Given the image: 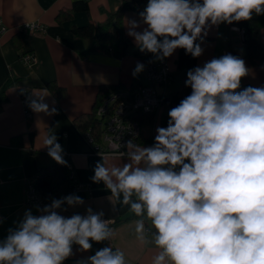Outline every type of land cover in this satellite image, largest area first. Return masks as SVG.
<instances>
[{
	"label": "clouds",
	"instance_id": "obj_1",
	"mask_svg": "<svg viewBox=\"0 0 264 264\" xmlns=\"http://www.w3.org/2000/svg\"><path fill=\"white\" fill-rule=\"evenodd\" d=\"M261 15L264 0H147L125 27L153 63L178 49L199 58L211 29ZM145 67L138 61L132 76ZM249 72L230 53L188 70L191 93L168 111L167 126L156 128L153 144L114 142L122 164L108 166L107 155L95 163L90 179L110 193L112 211L113 201L127 207L138 218L137 240L158 249L152 264H264V86L237 91ZM26 95L33 112L57 113L46 103L47 90ZM44 145L49 157L68 166L54 132ZM83 205L73 193L37 205L38 215L25 210L0 240V264H64L74 245L87 252L93 243L110 241L115 219H105L103 210L89 206L83 215L62 214ZM76 264L127 262L109 244Z\"/></svg>",
	"mask_w": 264,
	"mask_h": 264
},
{
	"label": "crops",
	"instance_id": "obj_2",
	"mask_svg": "<svg viewBox=\"0 0 264 264\" xmlns=\"http://www.w3.org/2000/svg\"><path fill=\"white\" fill-rule=\"evenodd\" d=\"M76 1L79 0H0V20L8 27L0 34V90L11 83L6 90L8 100L0 106V240L6 238L7 230L15 228L25 210L31 209L34 215L39 214L36 206L28 204L27 191L40 166L56 163L44 147L46 136L54 132L64 154L72 161L71 174L83 185L73 193L85 201V205L70 208L62 214L83 215L89 206L94 211L103 210L104 218L115 219L114 235L108 245L123 251L127 264H152L158 249L153 243L142 244L137 240L134 229L138 218L115 201L117 211L113 212L107 199L110 193L102 184L92 183L90 177L94 175V165L101 156L76 122L79 117L92 113L101 86L121 85L127 89L135 81L139 86H148L147 64L131 50L127 53L112 49L91 51L94 38H80L73 32L74 27L105 23L109 13L116 12L123 0H89L88 12L74 10ZM146 4L131 9L124 17V33L133 45V39L127 35L126 19H138V13ZM63 11L68 14L60 15ZM33 21L43 23L46 31L20 30L22 25ZM258 23L259 39L264 47V15L258 16ZM239 29L234 24L211 29L202 44L204 52L199 58L186 55L183 49L176 50L172 57L165 59L173 70V81L167 88L156 87L157 91L169 94L173 90L171 86L177 87L188 70L229 53L242 58L250 69L249 75L242 78L241 86H264V64L253 65L245 57L244 34ZM24 53H33L36 62L25 64L21 59ZM145 54L149 61L153 60L151 54ZM138 61L146 67L134 78L132 71ZM51 82L65 89L60 100L47 88ZM21 90L29 93L47 90L50 95L46 97V103L50 109L55 107L57 113L46 115L30 109L32 118L28 119ZM158 126L166 127L158 121L145 128L146 133L153 136L152 142L137 144L151 146ZM107 156L108 166L123 162L118 155ZM77 249L78 246L74 245V255L64 264H76L78 260L94 255L101 245L93 243L87 252Z\"/></svg>",
	"mask_w": 264,
	"mask_h": 264
},
{
	"label": "trees",
	"instance_id": "obj_3",
	"mask_svg": "<svg viewBox=\"0 0 264 264\" xmlns=\"http://www.w3.org/2000/svg\"><path fill=\"white\" fill-rule=\"evenodd\" d=\"M147 0H123L119 9L114 13H109L105 23L94 25L90 23L86 26L74 27L73 32L80 38H94V45L90 49L91 51H101L112 49L114 51H121L127 53L129 50L132 53L148 64L149 59L145 53H141L139 49L132 44L130 39L125 35L123 24L125 14L135 7H140ZM73 9L76 11H89V0H79L74 3ZM68 12H61L60 15H66ZM234 25L244 30V47L245 57L248 58L253 65L264 64V47L259 39L260 26L258 23V16H254L251 21H242L234 23ZM235 55V54H234ZM187 75L184 74L181 78L179 85L174 88L169 94L168 92L163 94V100L161 107L154 112H136L135 118L139 121L142 127V134L139 137L137 143L146 141L152 142L153 136L146 133L148 126L154 125L160 121L161 125L167 126L168 111L175 107L179 102L191 93V89L185 86ZM11 86V83H7L2 90H0V106L7 102L6 90ZM139 86L137 81L133 86L127 88L128 90L136 89ZM250 86L244 85L243 88ZM57 100H60L65 95V89L57 85L55 82H51L47 85ZM124 89L121 85H104L100 87L96 103L93 111L90 114L79 117L76 122L82 129L83 133L87 136L88 132L94 135V143H103L104 121L97 116V109L102 103L104 98L108 95L119 92ZM64 159L67 161L68 166H62L58 163L40 166L37 173L34 175L35 184L38 192L50 203L53 198H61L63 196L72 194L77 187L78 182L70 172V165L72 161L68 155L64 154ZM2 224L0 221V228ZM9 230L5 232V237L8 235ZM101 248L108 246L107 242L100 243Z\"/></svg>",
	"mask_w": 264,
	"mask_h": 264
},
{
	"label": "built area",
	"instance_id": "obj_4",
	"mask_svg": "<svg viewBox=\"0 0 264 264\" xmlns=\"http://www.w3.org/2000/svg\"><path fill=\"white\" fill-rule=\"evenodd\" d=\"M8 27L0 20V34L5 33ZM21 31H46V26L41 22H27L20 28ZM244 34L243 29H239ZM25 64L32 65L36 62L33 53H24L21 57ZM147 78L150 85H140L133 90H122L108 95L97 109V116L104 121L103 143H94V135L91 131L87 134V139L94 146V150L100 155H118V151L112 147L114 142L124 143L133 139L137 143L142 134V127L135 118L136 112H154L161 107L163 94L157 91V86L169 87L173 81V70L169 63L153 62L147 64ZM25 93H29L25 91ZM23 94L22 102L28 119L32 118V112L27 106V95ZM123 150V149H121ZM119 156V155H118ZM83 188L78 183L76 190ZM27 202L29 205L43 207L48 202L38 192L35 179L27 191ZM107 219V218H105ZM114 224V223H113ZM113 224L111 227L113 228ZM109 242V241H105Z\"/></svg>",
	"mask_w": 264,
	"mask_h": 264
},
{
	"label": "rangeland",
	"instance_id": "obj_5",
	"mask_svg": "<svg viewBox=\"0 0 264 264\" xmlns=\"http://www.w3.org/2000/svg\"><path fill=\"white\" fill-rule=\"evenodd\" d=\"M149 82V81H148ZM149 84H150V82H149ZM149 84H147V85H149ZM176 86L173 84V86H171V89H174ZM157 88H161L160 86H157Z\"/></svg>",
	"mask_w": 264,
	"mask_h": 264
}]
</instances>
